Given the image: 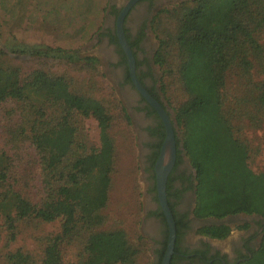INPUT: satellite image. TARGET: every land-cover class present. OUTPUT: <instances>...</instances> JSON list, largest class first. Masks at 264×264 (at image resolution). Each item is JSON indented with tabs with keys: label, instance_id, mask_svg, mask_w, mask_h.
Listing matches in <instances>:
<instances>
[{
	"label": "trees",
	"instance_id": "obj_1",
	"mask_svg": "<svg viewBox=\"0 0 264 264\" xmlns=\"http://www.w3.org/2000/svg\"><path fill=\"white\" fill-rule=\"evenodd\" d=\"M151 26L159 41L155 61L162 78L169 71L165 65H174L187 93L171 110L175 134L179 132L176 146L181 144L195 172L193 214L214 219L241 213L264 217V167L251 169L248 143L234 123L247 107L254 111L252 121L259 123L264 115V80H254L251 72L257 68L264 73V0H185L159 10ZM27 50L79 58L74 51L44 45L17 44L11 51ZM5 56L0 48V102L12 103L5 134L11 143L32 146L37 184L31 196L30 185L23 183L24 165L15 161L9 148L0 149V219L10 239L18 221L61 220L60 231L45 237L39 262L18 249L9 254V263L62 264L63 247L74 243L79 249L73 264H137L138 244L121 228H101L115 159L108 132L112 116L106 106L72 89L64 75L34 70L24 77ZM82 60L97 62L92 56ZM233 70L240 75L238 92H232L227 81ZM82 117L95 119L98 146L88 141L79 124ZM160 136L162 141L163 130ZM230 230L225 222H212L198 233L224 239ZM236 264H264V237Z\"/></svg>",
	"mask_w": 264,
	"mask_h": 264
},
{
	"label": "rangeland",
	"instance_id": "obj_2",
	"mask_svg": "<svg viewBox=\"0 0 264 264\" xmlns=\"http://www.w3.org/2000/svg\"><path fill=\"white\" fill-rule=\"evenodd\" d=\"M111 2L120 3L121 0H0V48L6 52L5 60L17 66L24 77L30 76L34 70L64 75L70 80L72 89L98 99L106 106L112 116L108 132L114 142L115 159L108 201L103 209L105 222L101 228L123 229L129 240L137 243L141 249L136 259L137 264H157L151 252L149 226L142 224L148 194L141 162L140 129L131 122L126 110L128 103L106 74L101 58L99 60L97 57L98 54L102 56L101 43L93 41L94 34L105 26L106 10ZM166 19L172 21L171 18ZM164 26L168 28L167 24ZM260 43L264 51V32ZM17 44L60 47L74 51L79 58H56L35 54L32 50L14 53L11 50ZM86 56L97 58V62L83 61L82 58ZM261 63L264 67V52ZM166 68L169 71L163 73L162 80L165 99L167 98L166 102L171 109L183 102L187 93L175 66L165 65ZM251 72L254 80H264V73L257 68ZM227 81L231 91L238 92L241 80L236 70L230 72ZM11 107L10 102H0V149L9 148L15 161L24 165L26 170L23 173V183L26 182L25 187L30 185L27 192L32 196L36 193L37 184L33 164L35 152L28 143L21 145L7 139L6 124L10 123L8 113L12 111ZM245 109L248 112L238 114L234 123L238 128L237 134L248 143V164L257 172L264 167V115H260L257 123V120H251L254 111L250 107ZM79 124L87 134L88 141L98 146L99 128L95 119L82 117ZM60 224V219L52 222L37 221L35 218L18 221L14 230L15 237L10 239V232L3 219H0V264H10L9 254L18 249L31 254L39 262L43 255L45 237L58 233ZM245 233L246 230L238 227L233 229V236L217 243L229 251L230 242L227 239L240 238ZM139 235L142 237L139 238ZM78 249L79 246L74 243L64 246L62 264H73Z\"/></svg>",
	"mask_w": 264,
	"mask_h": 264
},
{
	"label": "flooded vegetation",
	"instance_id": "obj_3",
	"mask_svg": "<svg viewBox=\"0 0 264 264\" xmlns=\"http://www.w3.org/2000/svg\"><path fill=\"white\" fill-rule=\"evenodd\" d=\"M182 1L185 0L111 2L106 10L105 26L98 30L93 38L94 42L101 43L102 56L99 54L96 56L99 60L101 58L106 74L113 80L120 96L128 103L126 110L131 122L140 129L141 162L147 180L148 194L142 224L145 227L149 226L151 252L157 264H161L168 239V225L157 197L155 183V162L160 146L157 147L163 141L160 134L163 130L165 135V127L158 112L132 81L128 57L119 42L117 21L123 13L121 28L133 57V73L136 80L164 108L175 134L177 128L173 122V114L169 111V105L162 92L161 67L155 61L159 41L152 30L151 20L159 10ZM160 124L163 125V129L159 128ZM176 134L178 136V132ZM177 149H180L179 153ZM194 178L195 174L189 160L178 143L174 164L167 175L165 186L166 201L176 230L169 264H236L244 259L245 255L250 256L251 251L258 248L264 237V217L254 213L229 216L227 224L231 230L224 239L232 235L233 229L238 227L246 230V233L240 235V238L227 239L230 242L229 251L221 248L217 241L223 239H213L198 233L200 227L210 224V218H200L193 214ZM245 224L247 226H244Z\"/></svg>",
	"mask_w": 264,
	"mask_h": 264
},
{
	"label": "water",
	"instance_id": "obj_4",
	"mask_svg": "<svg viewBox=\"0 0 264 264\" xmlns=\"http://www.w3.org/2000/svg\"><path fill=\"white\" fill-rule=\"evenodd\" d=\"M123 13L119 16L117 21V31H118V37L119 42L124 49V51L127 54L129 67H130V74L132 81L134 82L137 89L142 93V95L145 97V99L155 108V110L160 115L164 127H165V135L163 138V141L159 148L158 157L155 162V183H156V189H157V197L160 203V206L163 210L164 216L166 218V222L168 225V239H167V248L166 252L162 258L161 264H169L170 256L173 252L174 242H175V223L172 216V213L168 207L167 201H166V179L167 175L171 169V167L174 164L175 160V154H176V140H175V134L174 129L172 127V124L170 122V119L168 117V114L164 110V108L154 99L152 98L141 86V84L136 80L134 73H133V57L130 52V49L128 45L126 44V40L124 38L123 30L121 28V17ZM169 111L172 113V110L169 109ZM194 172V171H193ZM195 174V172H194ZM228 216L222 219H214L210 218L209 222H215V223H227Z\"/></svg>",
	"mask_w": 264,
	"mask_h": 264
}]
</instances>
